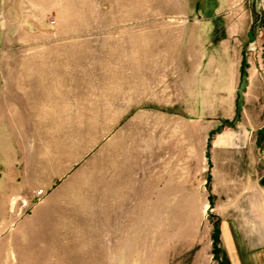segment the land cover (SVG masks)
Returning a JSON list of instances; mask_svg holds the SVG:
<instances>
[{
  "label": "rangeland",
  "instance_id": "1",
  "mask_svg": "<svg viewBox=\"0 0 264 264\" xmlns=\"http://www.w3.org/2000/svg\"><path fill=\"white\" fill-rule=\"evenodd\" d=\"M2 68L56 90L0 131L8 264H192L264 174V0H0Z\"/></svg>",
  "mask_w": 264,
  "mask_h": 264
},
{
  "label": "crops",
  "instance_id": "2",
  "mask_svg": "<svg viewBox=\"0 0 264 264\" xmlns=\"http://www.w3.org/2000/svg\"><path fill=\"white\" fill-rule=\"evenodd\" d=\"M238 65L241 66V63ZM240 66H232L229 80L233 87L241 74ZM22 71L28 73L21 74ZM0 76L1 133L8 135L10 125L24 122L22 118L25 116L40 114L41 107H47L56 99L53 93L56 91L55 87L43 85L38 70L2 68ZM262 130L264 126L260 128V131L264 132ZM260 142L257 139L255 141L258 144ZM239 172L236 182L240 188L234 197L226 200V203L232 205L231 210L226 209L224 215L216 220L215 231L204 234L201 239L203 249L198 251V258L194 259L192 264H264V174H258L255 158L252 162L240 165ZM12 194L7 186L0 191L4 213ZM207 207L208 204L205 205V209ZM11 232L5 231L2 234L0 264L3 262L8 264L10 259L7 257L12 250L10 245L14 238L18 237L19 242L21 240L22 231L17 234ZM6 248L7 252H4ZM2 253H5L3 262ZM14 256L16 260V255ZM202 256L206 258L200 260L199 257Z\"/></svg>",
  "mask_w": 264,
  "mask_h": 264
},
{
  "label": "bare ground",
  "instance_id": "3",
  "mask_svg": "<svg viewBox=\"0 0 264 264\" xmlns=\"http://www.w3.org/2000/svg\"><path fill=\"white\" fill-rule=\"evenodd\" d=\"M11 256H13V253L11 252Z\"/></svg>",
  "mask_w": 264,
  "mask_h": 264
}]
</instances>
